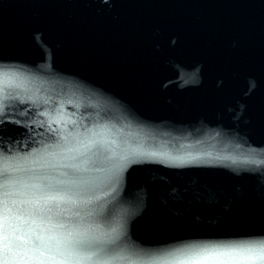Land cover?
<instances>
[{
  "label": "water",
  "instance_id": "obj_1",
  "mask_svg": "<svg viewBox=\"0 0 264 264\" xmlns=\"http://www.w3.org/2000/svg\"><path fill=\"white\" fill-rule=\"evenodd\" d=\"M5 204L82 264L264 244V0H0Z\"/></svg>",
  "mask_w": 264,
  "mask_h": 264
},
{
  "label": "snow or ice",
  "instance_id": "obj_2",
  "mask_svg": "<svg viewBox=\"0 0 264 264\" xmlns=\"http://www.w3.org/2000/svg\"><path fill=\"white\" fill-rule=\"evenodd\" d=\"M55 199L56 197L48 198L49 201ZM24 203L32 202H21V204ZM52 210L47 208L48 212ZM21 211L22 209L18 208L15 215H9L12 209L8 208L7 204L4 206V223L0 226L2 228L0 244L3 246L5 259L0 261V264H33L26 259H18L19 254L26 255L29 251L39 252L41 256L48 255L47 259L37 258V264H82V261L76 258L81 250L90 246V241L73 239L71 234L68 236L55 233L42 234L31 226L25 228L24 225L28 224V220L19 214ZM31 212L33 214L37 212L35 205L31 208ZM10 221L14 222L10 223ZM32 223L35 224V221L33 220ZM10 253L17 255L9 258ZM175 255L180 260V264H264V244L193 247L183 249ZM86 259L92 261L93 257L88 256Z\"/></svg>",
  "mask_w": 264,
  "mask_h": 264
}]
</instances>
